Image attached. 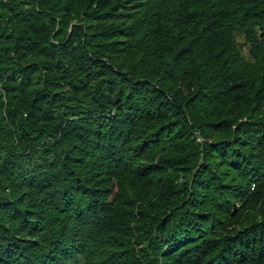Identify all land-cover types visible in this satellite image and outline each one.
Here are the masks:
<instances>
[{"label": "trees", "instance_id": "obj_1", "mask_svg": "<svg viewBox=\"0 0 264 264\" xmlns=\"http://www.w3.org/2000/svg\"><path fill=\"white\" fill-rule=\"evenodd\" d=\"M0 264H264V0H0Z\"/></svg>", "mask_w": 264, "mask_h": 264}, {"label": "rangeland", "instance_id": "obj_2", "mask_svg": "<svg viewBox=\"0 0 264 264\" xmlns=\"http://www.w3.org/2000/svg\"><path fill=\"white\" fill-rule=\"evenodd\" d=\"M239 40H241V38H238Z\"/></svg>", "mask_w": 264, "mask_h": 264}]
</instances>
